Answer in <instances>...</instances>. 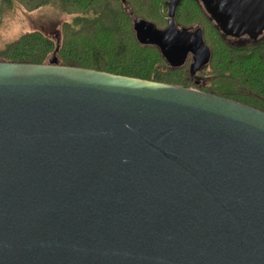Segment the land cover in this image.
<instances>
[{
	"label": "water",
	"instance_id": "1",
	"mask_svg": "<svg viewBox=\"0 0 264 264\" xmlns=\"http://www.w3.org/2000/svg\"><path fill=\"white\" fill-rule=\"evenodd\" d=\"M209 1L241 33L261 13ZM178 2L165 28H133L173 65L190 53L192 77L210 49ZM0 264H264V111L55 56L0 62Z\"/></svg>",
	"mask_w": 264,
	"mask_h": 264
},
{
	"label": "trees",
	"instance_id": "2",
	"mask_svg": "<svg viewBox=\"0 0 264 264\" xmlns=\"http://www.w3.org/2000/svg\"><path fill=\"white\" fill-rule=\"evenodd\" d=\"M168 2L0 0V25L2 14L15 3L27 11L52 5L71 16L69 21L62 23L55 38L32 30L5 42L0 47V62L41 64L55 56L61 65L190 86L264 111V39L232 44L204 14L201 15V9L192 0H179L174 9V24L188 31L200 29L202 39L210 49L209 62L194 74L195 78H200L197 84L189 81V58L182 64L173 65L157 46L143 44L137 39L133 28L135 19H144L160 29L167 26ZM180 15L182 23L176 21ZM100 31L108 35L124 33L128 41L116 37L109 39L106 45L90 44L87 39Z\"/></svg>",
	"mask_w": 264,
	"mask_h": 264
},
{
	"label": "rangeland",
	"instance_id": "3",
	"mask_svg": "<svg viewBox=\"0 0 264 264\" xmlns=\"http://www.w3.org/2000/svg\"><path fill=\"white\" fill-rule=\"evenodd\" d=\"M195 5H197L201 9V15H205L203 9L198 4L195 3ZM163 11L164 8L161 9V12ZM135 16L138 17V15ZM2 17V23L0 25V47L3 46L5 42H9L15 39L20 34L32 30H40L48 36L55 38L61 29L62 23L71 19L70 15L61 12L60 9L56 6L48 5L40 7L34 11H27L17 3L13 4L12 7L5 10V12L2 14ZM165 17L166 16H164V18ZM178 20H180L179 22L182 23L183 18L181 17V15L176 18L177 22ZM116 37L118 39L128 41V37L124 33L108 35L107 32L104 31H100L95 37H92L91 39L88 38L87 40L90 44L101 43L102 45H106V42L109 39H116ZM227 40L232 44L239 45L244 43V38L241 37L228 38Z\"/></svg>",
	"mask_w": 264,
	"mask_h": 264
},
{
	"label": "flooded vegetation",
	"instance_id": "4",
	"mask_svg": "<svg viewBox=\"0 0 264 264\" xmlns=\"http://www.w3.org/2000/svg\"><path fill=\"white\" fill-rule=\"evenodd\" d=\"M193 1L203 9V12L205 13L209 22L213 23L217 27V29L221 32V34L225 37L226 40L228 38L241 37V38H244V43H246V42H257L258 40L264 39V23L256 24L258 21L263 20L264 18V0H260L261 1V5H260L261 13L259 12L260 13L259 15H254L252 17H246V16L242 17L241 20L245 21L246 23H252V24H249L250 26H247L249 28L245 29V30H250V32L245 31L244 33H241V31H239L238 29H234L231 23L228 22L232 20L230 19V16L228 15V14L231 15V13H227V11H224L226 8L219 9L216 4L210 3L209 0H193ZM238 1H239V5L242 8H244L245 12H247L248 15L257 13L253 5L255 3L254 2L255 0H241V2L240 0ZM212 5L215 6V8H211L210 6ZM249 9L251 10L249 11ZM252 11L254 12L252 13ZM245 12H243L242 10L239 13L243 15ZM225 23H227L228 27L224 26ZM220 24H223L224 28H222ZM232 24H235V23H232ZM234 34H237V35H234ZM187 58H190L191 60L190 53L186 55L185 61H187ZM189 81L190 82L195 81L197 84V82L200 81V78H197V77L195 78L194 76L192 77L190 76Z\"/></svg>",
	"mask_w": 264,
	"mask_h": 264
}]
</instances>
